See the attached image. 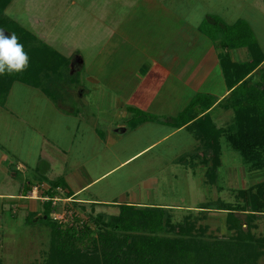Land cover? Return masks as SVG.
I'll use <instances>...</instances> for the list:
<instances>
[{
    "label": "rangeland",
    "instance_id": "obj_1",
    "mask_svg": "<svg viewBox=\"0 0 264 264\" xmlns=\"http://www.w3.org/2000/svg\"><path fill=\"white\" fill-rule=\"evenodd\" d=\"M163 6L170 7L171 17L162 9ZM149 7L154 17L155 12L163 11L160 16L163 15L164 21L167 20L175 32L190 21L199 25L203 34L206 30L221 33L209 16H217L226 24L244 20L264 52V0H13L6 14L34 33L45 34V42L62 53L71 56L77 52L76 57L82 58L84 66L79 72L78 83L71 86L70 95L61 101L73 111L61 110L39 88L22 82H15L0 102V152L7 156L4 166L8 167L11 175L14 171L18 177L12 191L17 194L25 189V177H29L35 185L40 184V180L46 183L44 190L49 188L51 181L61 179L62 187L57 188L54 196L62 200L55 205L53 202L52 209H57L60 214L67 209L73 210L78 221H68L67 214L57 221L64 227L73 224L77 228L88 222L94 229L101 230L105 228V222L119 213V205H82L67 197L66 191L95 179L160 139L91 183L80 197L111 203L124 196L122 203L132 199L154 204L167 203L172 205L164 207L172 208L167 210L173 223L189 218L195 222L196 232L205 239H230L238 232L228 226V210L217 207L244 205L237 190L263 181L264 168L246 162L222 138V165L218 179L212 181L208 165L196 156L202 142L197 139L195 128L181 127L164 137L175 129L164 121L149 120L132 127L128 119L136 112L132 113L130 107V113L116 109L117 94L101 85L102 81L99 83L92 79L95 75L97 79L106 81L114 76L111 75V64L124 65L119 58L108 64L112 56H127L134 50L130 45H121L114 31L121 30L120 19L142 14V11L150 14ZM107 14L109 21L104 17ZM144 49L142 45L139 51ZM245 50L238 60L248 57ZM254 76L258 78L259 75ZM81 90L83 93H80ZM233 118L232 110L218 107L214 111L213 120L219 127H226ZM121 124L128 129H118ZM38 129L41 135L36 134ZM52 150L60 153L53 164L46 159L47 155H54ZM18 163L23 169H17ZM37 166L39 169L36 170ZM3 170L0 168V187L6 189L8 183ZM35 185L32 184L30 198L44 195L41 188L35 190ZM7 203L4 204V216L0 218V264H49L51 218L56 220L52 217L53 210L50 219H42L44 202L43 209L36 201L26 202L23 210L17 205L11 208V202ZM27 203H30L29 209ZM38 207H41L40 211ZM35 208L36 211L33 210ZM237 212L243 219V229H249L254 238L264 236V213H258L249 226L245 222L247 212ZM37 216L41 218L36 219ZM100 216L102 219H97ZM81 221L83 225H80ZM77 245L90 246V239L84 238ZM258 264H264V254L259 257Z\"/></svg>",
    "mask_w": 264,
    "mask_h": 264
},
{
    "label": "trees",
    "instance_id": "obj_2",
    "mask_svg": "<svg viewBox=\"0 0 264 264\" xmlns=\"http://www.w3.org/2000/svg\"><path fill=\"white\" fill-rule=\"evenodd\" d=\"M12 1L0 0V29L6 35L15 33L18 36L29 56V67L21 73L0 76V102L6 98L15 82H22L39 88L61 110L73 111L61 101L70 95L71 86L78 83L84 61L76 57L77 52L71 56L64 55L6 14ZM208 18L222 33L206 30L205 34L216 42L229 94L216 104V97L197 93L175 117H160L132 108L136 114L128 121L132 127L144 121L159 120L175 129L195 128L197 139L202 142L196 156L208 165L209 177L215 182L222 165V138L246 162L264 168V52L244 20L226 24L217 16ZM244 47L249 54L247 59L233 60L229 51ZM255 74L259 75L258 78H254ZM215 104L234 113L233 121L226 127H219L211 116V108ZM41 183L43 181L40 180ZM62 184L61 179L51 181L49 188L42 189V196L54 197ZM66 193L67 197L73 194L71 190ZM237 195L243 199L244 205L225 204V207H217L228 210V226L238 232L230 239H205L196 232V224L189 218L181 223H173L167 210L172 208L164 206L121 203L119 213L105 222V228L101 230L94 229L88 222L81 228L64 227L51 218L48 263L258 264L259 257L264 254V236L254 238L249 229H243L244 222L237 211L247 212L245 222L249 226L258 213H264V180L238 189ZM52 203V199L45 200L42 219H50ZM75 220L77 223V218ZM84 238H89L91 245L79 247L77 242Z\"/></svg>",
    "mask_w": 264,
    "mask_h": 264
},
{
    "label": "crops",
    "instance_id": "obj_3",
    "mask_svg": "<svg viewBox=\"0 0 264 264\" xmlns=\"http://www.w3.org/2000/svg\"><path fill=\"white\" fill-rule=\"evenodd\" d=\"M151 9V7L148 8L150 14L147 13V15L146 12L142 11V14L129 15L127 18L124 17L120 19L122 23L120 22L121 26L119 25V28H121V30H118V32L120 31L119 33L114 31V34H118L121 45H130L134 50H132V54H128L127 56H112L110 58V63L108 64H111L117 58L123 61L122 63L124 64L123 66L111 64L110 68L113 69V74L111 75L114 76L109 77L106 81L97 79L95 75L92 76V79L99 83L102 81V83H100L101 85L112 90L114 94H117L116 109L125 110L128 113H130L128 107H131L146 110L156 115L176 116L190 103L197 93H206L216 97L217 104L227 96L230 91L224 79L216 44L199 30V25H194V23L190 21L185 22L181 28L175 32L174 29H171L167 20H165L166 22L164 21L163 15L160 16L163 11H158L159 15L157 14L158 12H155L156 17H154V12H151ZM155 9H153V11H155ZM162 9L166 10L167 13H169V17H171L169 12L170 7L167 8L166 6H163ZM104 17L109 18L110 16L107 14ZM123 24L126 26V29ZM35 34L43 41H46L47 37L45 34ZM142 45L145 49L140 52L139 50ZM245 49L247 48L244 47L230 50L231 58L233 60H238L241 52L245 53ZM136 51H139L140 53H137ZM240 60L245 59L241 58ZM111 78L113 79L110 80ZM216 104L211 108L210 113L212 118H214V111L219 107L216 106ZM120 126L121 127H118V129H128L127 126L125 127V124H121ZM179 130L180 128L174 129L164 137ZM38 133H40L39 129L36 131V134ZM111 138L112 135H110V139ZM159 140L160 139L143 147L95 179L90 180L89 182H83L78 188L71 190L73 194L70 198H72L73 201L82 203V205L121 204L123 202L121 200L125 199L124 196L122 199H119V201L114 200L109 203L106 200L80 197V195L89 189L88 186L91 183L99 180L113 169L126 163L129 159L138 155L140 152L147 150ZM45 141L46 140H44V143ZM52 153L55 156L47 155L46 157L51 164H53V161L55 163L59 159V155L57 156V154H60L56 150H52ZM40 158L41 156L39 159ZM6 159L7 156L3 152H0V168L4 169L3 172L8 183L6 189L0 187V205L2 211V213H0V218L4 216V204L6 203L8 205L9 203L7 202H11V208H13L14 205H17L19 206V209L23 210L24 207H26V202L36 201L43 209V202H45V200L39 198L40 196L38 198H30L29 193L33 188L32 184L35 185V183L30 181L29 177H25L27 180L25 189H22L17 194L12 191L14 190L18 177H16L17 173L14 171H12L13 175H11L8 167L4 166ZM21 168V165L18 163L17 169ZM37 168L39 169L38 166L35 169L37 170ZM45 185L46 183L43 182L42 184L35 186L45 189ZM126 203L152 206H172L167 203L154 204L140 202L135 199L127 201ZM41 207H38L39 211L41 210ZM27 208H30V203H27ZM33 210L36 211V208ZM37 213L40 212H34V214Z\"/></svg>",
    "mask_w": 264,
    "mask_h": 264
},
{
    "label": "clouds",
    "instance_id": "obj_4",
    "mask_svg": "<svg viewBox=\"0 0 264 264\" xmlns=\"http://www.w3.org/2000/svg\"><path fill=\"white\" fill-rule=\"evenodd\" d=\"M29 67V56L15 33L10 36L0 29V76L24 72Z\"/></svg>",
    "mask_w": 264,
    "mask_h": 264
},
{
    "label": "built area",
    "instance_id": "obj_5",
    "mask_svg": "<svg viewBox=\"0 0 264 264\" xmlns=\"http://www.w3.org/2000/svg\"><path fill=\"white\" fill-rule=\"evenodd\" d=\"M36 189L38 190V186H35V190H36ZM40 198L43 199V200H49V199H52L53 202H54L53 205L57 204L58 201L62 200V198H58V197H56V196H54V197L51 198V197H48V196H42V195H41ZM52 213H53V216H52V217H53L54 219H56V220H57V219H58V220H59V219H62L66 214L68 215V216H67V220H68V221H69V220H70V221H71V220L73 221V220L76 219V216L73 214V210H70V209H67V210H66L65 212H63L62 214H60V211H57V209H55V210L53 209ZM52 213H51V214H52ZM83 223H84V222L81 221V222H80V225H83ZM72 225H73V224H72ZM72 225H71V226H72ZM74 225H75V224H74Z\"/></svg>",
    "mask_w": 264,
    "mask_h": 264
},
{
    "label": "water",
    "instance_id": "obj_6",
    "mask_svg": "<svg viewBox=\"0 0 264 264\" xmlns=\"http://www.w3.org/2000/svg\"><path fill=\"white\" fill-rule=\"evenodd\" d=\"M46 217V216H45Z\"/></svg>",
    "mask_w": 264,
    "mask_h": 264
}]
</instances>
